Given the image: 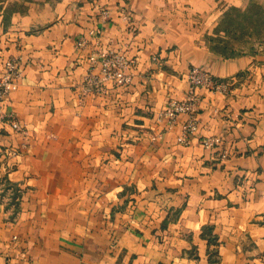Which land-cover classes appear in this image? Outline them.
I'll list each match as a JSON object with an SVG mask.
<instances>
[{
	"label": "crops",
	"instance_id": "0c3cea01",
	"mask_svg": "<svg viewBox=\"0 0 264 264\" xmlns=\"http://www.w3.org/2000/svg\"><path fill=\"white\" fill-rule=\"evenodd\" d=\"M240 1L0 0V264H264V53L196 23Z\"/></svg>",
	"mask_w": 264,
	"mask_h": 264
},
{
	"label": "rangeland",
	"instance_id": "374dc122",
	"mask_svg": "<svg viewBox=\"0 0 264 264\" xmlns=\"http://www.w3.org/2000/svg\"><path fill=\"white\" fill-rule=\"evenodd\" d=\"M196 16L205 38L222 55L264 53V0L220 3L209 15Z\"/></svg>",
	"mask_w": 264,
	"mask_h": 264
},
{
	"label": "built area",
	"instance_id": "2783aa9c",
	"mask_svg": "<svg viewBox=\"0 0 264 264\" xmlns=\"http://www.w3.org/2000/svg\"><path fill=\"white\" fill-rule=\"evenodd\" d=\"M104 56V75L106 77L114 76L116 70L113 68V63L119 60L125 61L127 60L123 55L117 54L114 51H110L109 53H102ZM21 69L17 61L13 59H9L6 62V70L3 75L0 76V116H2L3 112V100L4 97L9 94L11 91L18 88V79L21 76ZM190 78L192 81L193 90L187 96V98L183 100H172L166 110V113L170 119V122H174L181 112L190 113V119L185 125L186 132H192L197 128V105H198V95L196 93V89L202 85L213 84L215 82V77L204 71L203 69L194 66L190 70ZM12 116V114H11ZM15 127H20V123L13 122Z\"/></svg>",
	"mask_w": 264,
	"mask_h": 264
}]
</instances>
